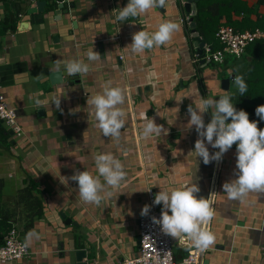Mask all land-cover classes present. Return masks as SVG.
<instances>
[{"label":"crops","instance_id":"crops-1","mask_svg":"<svg viewBox=\"0 0 264 264\" xmlns=\"http://www.w3.org/2000/svg\"><path fill=\"white\" fill-rule=\"evenodd\" d=\"M45 1L46 15L31 23L27 11L35 1L0 0V21L14 14L17 5L21 7L16 30L0 34V93L15 109L25 131L23 137H13L12 149L0 148L3 198L16 197L32 179L44 205L43 214L29 229L17 224L30 255L5 264H120L138 254L139 222L143 206L149 205L148 189L158 193L161 188L193 182L201 189L198 197H214V218L205 226L215 235V243L207 249L212 264L219 262L221 252L244 258L253 255L258 258L255 264H264V193H249L243 201L229 199L222 184L234 178L236 145L221 161L205 165L202 158L190 154L198 138L195 127H185L190 104L196 106L203 98L219 99L233 85L234 103L233 79L228 89L221 83L240 75L233 61L228 59L224 66L212 64L213 68L201 62L175 0L126 21L116 16L129 0ZM243 1L248 7L257 2ZM258 10L264 12V5ZM232 15L238 17L235 12ZM165 21L179 25L166 45L140 54L132 51L133 33L155 32ZM89 49L98 51L100 59L88 61ZM71 60L89 64V72L82 77L69 75L65 64ZM59 70L64 81L52 84L50 73ZM109 80L112 86L122 87L126 97L120 106L126 113L125 127L118 141L103 135L94 109L87 105L88 96L102 92ZM37 99L42 107L35 104ZM57 99H61L59 109ZM40 108L44 109L41 114ZM76 108L79 111L72 114L70 110ZM212 110L204 113L206 124ZM153 117L168 134L144 138L142 128ZM208 147L211 153L218 151ZM98 153H112L127 172L126 182L119 189H106L112 196L99 206L84 203L78 185L69 179L76 170L98 175L94 161ZM62 211L78 226L65 223ZM173 241L181 259L190 246L183 245L181 238ZM80 250L86 251L81 260Z\"/></svg>","mask_w":264,"mask_h":264},{"label":"clouds","instance_id":"clouds-1","mask_svg":"<svg viewBox=\"0 0 264 264\" xmlns=\"http://www.w3.org/2000/svg\"><path fill=\"white\" fill-rule=\"evenodd\" d=\"M165 4L166 0H129L126 6L119 9L116 19L126 21L130 17L137 18L149 9L164 7ZM178 30L177 23L165 21L155 32H135L130 44L132 51L140 54L145 50L166 45ZM86 55L88 61H97L101 57L95 49H89ZM56 63L59 65L60 62ZM65 70L71 76L82 77L90 68L89 64L82 60H71L66 62ZM233 83L243 96L247 91L243 76L235 75ZM125 99L124 89L112 86L110 80L102 86V92L88 96L87 105L94 109L97 127L105 137L119 140L121 130L125 127L126 113L120 107L125 103ZM232 100L231 95H222L219 99L203 98L196 106L190 104L189 120L185 127L187 130L195 127L198 138L190 154L192 157L202 158L205 165L221 161L224 154L236 145L234 178L226 180L222 184V190L227 193L229 199L243 201L249 193H264V129L258 126L259 121L250 120L247 111L237 110ZM35 104L42 107L39 99ZM60 104L61 99H57V109ZM78 109L70 111L74 114ZM209 109L214 110L211 111L210 122L206 124L204 113ZM255 111L260 120H264V104L259 105ZM161 134L167 135L168 130L162 124H157L154 117L147 120L141 132L144 138ZM209 145L218 151L211 153ZM94 161L98 175H93L88 170H76L69 179L78 185L79 197L84 203L99 206L103 200L112 196V192L106 189H119L126 182L127 172L124 164L112 153H98ZM200 191L199 185L194 182L170 190L161 188L153 201L155 205H162L161 215L152 219L166 234L173 238L187 236L198 250L203 251L215 243V235L205 227L210 225L215 213L212 207L214 197H198ZM150 208V205H144L141 215H147Z\"/></svg>","mask_w":264,"mask_h":264},{"label":"trees","instance_id":"trees-1","mask_svg":"<svg viewBox=\"0 0 264 264\" xmlns=\"http://www.w3.org/2000/svg\"><path fill=\"white\" fill-rule=\"evenodd\" d=\"M16 1V0H13ZM61 1V0H58ZM12 3V0H8ZM57 0H53V4ZM264 5V0H257L253 7H248L243 0H199L197 2L198 13L195 16L196 28L203 40L211 45L213 50L223 48L216 33L220 26L230 25L237 30H254L256 28L264 29V12L258 8ZM21 7H14V14L0 21V34L8 29L16 30L18 15ZM235 12L238 17H233ZM255 14V18L252 17ZM233 61V68L243 76L247 84V91L243 96L237 90L234 98V104L237 110L243 109L248 112L250 120L259 121L258 126L264 129V120L256 115V108L264 104V39L257 40L248 45L246 54L242 58L227 56ZM210 64H217L215 62ZM10 130L2 125L0 127V148L12 149L15 141ZM4 180L0 179V245L5 243V237L9 231L15 229L20 237L17 224L23 225L24 229H29L35 220L43 214L44 205L40 198L41 190L37 183L30 179L24 188L20 189L16 197L5 200L3 198ZM40 194V195H39ZM21 238V237H20ZM80 245L81 244H77ZM176 253V259L179 260Z\"/></svg>","mask_w":264,"mask_h":264},{"label":"built area","instance_id":"built-area-1","mask_svg":"<svg viewBox=\"0 0 264 264\" xmlns=\"http://www.w3.org/2000/svg\"><path fill=\"white\" fill-rule=\"evenodd\" d=\"M31 1L36 2L38 0ZM64 2L68 4L69 0H65ZM181 20L189 28L191 14L183 15ZM216 36L223 45V48L213 50L211 45L205 43L202 57L204 63L210 64L215 62L223 64L229 55L242 58L246 54L248 45L257 40L264 39V30L256 28L254 30L246 29L241 31L230 25H222L218 29ZM198 57L201 58V56ZM120 58L122 59L123 55ZM0 119L7 129L14 131V136L20 138L25 135L24 128L19 123L15 109L8 104L6 96L2 93H0ZM156 194L153 189L150 192L148 191V203L151 208L150 212L143 216L139 222L140 246L138 254L135 257L123 259L120 264H198L201 250H198L191 244L187 236L181 238V243L187 247L190 246V250L184 257L177 260L176 252L174 251L175 243L172 236L163 232L153 222L152 218H159L162 209L160 205L153 203ZM30 253L29 244L18 236L15 229H12L6 235L5 243L0 245V264L24 259Z\"/></svg>","mask_w":264,"mask_h":264},{"label":"water","instance_id":"water-1","mask_svg":"<svg viewBox=\"0 0 264 264\" xmlns=\"http://www.w3.org/2000/svg\"><path fill=\"white\" fill-rule=\"evenodd\" d=\"M199 0H175V5L177 4L180 13L182 15H189L191 14V24L189 26V30H190V36H191V42L194 48H196L197 53L203 57V47L205 46V41L203 40V38L201 37V35L199 34V32L197 31L196 28V21H195V16L198 13V7H197V2ZM46 1L45 0H38L36 1V4L32 7H30L27 11V13L29 14L30 17V22L32 23L34 18H43L46 15V12L48 10V8L46 9ZM70 13V11H68ZM28 22H23L22 24H27ZM201 62H204V59H201ZM234 74L231 75L228 78H224L222 79L221 83H222V87L224 89H228L229 88V84L230 81L232 79H234ZM50 78H51V82L52 84H57L60 83L62 81H64L63 78V72L62 71H53L50 73ZM44 112L43 108H40L38 110V113L41 114ZM3 125V121L0 119V127H2ZM10 134L14 135V131L10 130ZM61 217L65 220V223L67 224H72V225H76L78 226V223L73 221V219L71 218H67L66 213H64L63 211L60 213ZM174 251L177 252V247H174ZM210 252L206 250L201 251L200 253V257H199V263L198 264H212V259L213 257L209 254ZM86 255V251L85 250H80L78 252V258L79 260H81V258H83ZM82 264H87V263H82Z\"/></svg>","mask_w":264,"mask_h":264},{"label":"rangeland","instance_id":"rangeland-1","mask_svg":"<svg viewBox=\"0 0 264 264\" xmlns=\"http://www.w3.org/2000/svg\"><path fill=\"white\" fill-rule=\"evenodd\" d=\"M234 17V15H233ZM264 30V29H262ZM212 64L208 65L210 66V68H213V66H215L213 64V66H211ZM219 68V66L217 67ZM224 95H231L233 96L234 95V85L231 87V90L230 92L227 93L224 92ZM233 102V101H232ZM258 258H256L255 256L251 255L249 256V258H244L242 256H230V255H227V254H224V253H219V257H218V263L217 264H255L253 261L254 260H257Z\"/></svg>","mask_w":264,"mask_h":264}]
</instances>
